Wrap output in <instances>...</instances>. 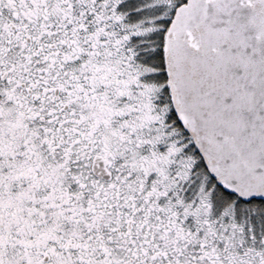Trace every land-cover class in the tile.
<instances>
[{
  "label": "snow or ice",
  "instance_id": "snow-or-ice-1",
  "mask_svg": "<svg viewBox=\"0 0 264 264\" xmlns=\"http://www.w3.org/2000/svg\"><path fill=\"white\" fill-rule=\"evenodd\" d=\"M42 21L77 56L55 52L47 84V60H33L27 46ZM188 49L213 54L211 75L190 73ZM14 52L39 69L32 85L11 78ZM81 61L71 74L60 68ZM0 83L13 94H51L34 101L41 148L58 139L67 148L66 127L80 136L73 148L103 133L102 160L85 151L68 161L85 186L143 183L134 207L121 205L133 217L126 225L105 229L104 216L89 215L79 235L22 226L0 209V264H264V0H0Z\"/></svg>",
  "mask_w": 264,
  "mask_h": 264
},
{
  "label": "flooded vegetation",
  "instance_id": "flooded-vegetation-1",
  "mask_svg": "<svg viewBox=\"0 0 264 264\" xmlns=\"http://www.w3.org/2000/svg\"><path fill=\"white\" fill-rule=\"evenodd\" d=\"M54 22L63 25L62 18L59 21H48L49 24ZM34 31V43L29 42L27 46L33 50V60L38 59L41 62L47 60V63L41 64L44 68L43 79L47 84L49 77L56 78V75L48 71L53 61L56 60L55 52L59 51L60 60L66 58L68 61H75L77 56L60 49L59 45L63 43L62 40L58 41L56 38L45 35L48 30L43 28V21L40 28L34 26ZM41 37L44 38L41 39ZM19 42L21 46L25 45L24 40ZM25 58H28V53H25ZM13 61L15 63H12ZM85 62L69 63L67 68L61 64L60 68L71 74ZM9 63L14 69V76L11 78L22 77L28 80L29 85L34 83V77H37L39 71L34 63L29 65L21 61L18 52L11 55ZM100 67L103 65H96L97 70ZM87 82L93 83V80L90 78ZM17 83H21V80L17 79ZM48 86L57 90L61 89L59 84ZM0 91L5 92V95L0 98V107H2L0 151L4 153V158L0 161V164L4 166L3 187L0 188V209L5 218L13 222H22V226L37 223L49 231L52 228H60L70 235H79L88 228L89 215H92L93 219L97 216H104L105 229L108 228L110 221L114 225H126L133 217L121 205L132 209L134 207L132 202L140 195L139 188L143 187V183L137 186L136 177H132L126 183L113 188L111 180L101 178L96 183L90 180L88 186H85L84 182L78 179L79 169L72 170L73 166L68 162L70 159L75 161L78 156L84 155L85 151L92 152L94 158L100 157L102 160L101 153L106 150L103 133L100 134L98 144L91 147L87 144H77L73 148L72 142L80 140V136L72 137L71 128L66 127L61 138H71L67 148L60 144L59 139L57 148L50 145L41 148V138L37 136V129L41 126L33 123L31 119L38 115L41 104L34 101L38 95L42 101H50L51 94L44 97L42 95L44 88H41L40 94L33 92L29 95L27 88L23 92L13 94L2 83H0ZM21 104L23 108L19 107ZM73 110L70 109V111ZM91 114L90 112L89 115ZM43 139L48 140L51 137ZM29 141L33 143L29 144ZM96 148H99V151H95ZM69 152L73 155L69 156ZM61 156L64 159L61 160L59 158ZM122 162L128 164L129 167H133L135 163V161L133 163ZM134 191L136 196L133 195ZM159 207L164 206L159 205ZM139 208H143V204H139ZM152 223L157 229L163 227L160 217H156Z\"/></svg>",
  "mask_w": 264,
  "mask_h": 264
},
{
  "label": "water",
  "instance_id": "water-1",
  "mask_svg": "<svg viewBox=\"0 0 264 264\" xmlns=\"http://www.w3.org/2000/svg\"><path fill=\"white\" fill-rule=\"evenodd\" d=\"M261 23V19L250 20L251 27H257ZM207 33L204 34V39L207 40ZM212 53L206 49H201L196 53L191 49L186 50L185 62L191 74L198 76L199 74L211 75V69L213 65Z\"/></svg>",
  "mask_w": 264,
  "mask_h": 264
}]
</instances>
